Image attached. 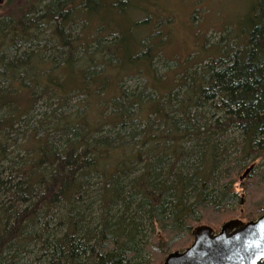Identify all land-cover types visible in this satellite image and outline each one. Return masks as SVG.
Masks as SVG:
<instances>
[{
    "label": "trees",
    "instance_id": "1",
    "mask_svg": "<svg viewBox=\"0 0 264 264\" xmlns=\"http://www.w3.org/2000/svg\"><path fill=\"white\" fill-rule=\"evenodd\" d=\"M130 1H4L0 264H161L198 222L217 232L264 212V199L242 209L238 191L254 203L249 180L264 185V0L172 76L156 75L160 43L137 29L150 14L121 16ZM43 97L49 110L35 114Z\"/></svg>",
    "mask_w": 264,
    "mask_h": 264
},
{
    "label": "rangeland",
    "instance_id": "2",
    "mask_svg": "<svg viewBox=\"0 0 264 264\" xmlns=\"http://www.w3.org/2000/svg\"><path fill=\"white\" fill-rule=\"evenodd\" d=\"M4 1L5 0H0V13L2 12ZM258 1L259 0H132L130 1L131 4H127L125 7L126 11L121 14V16H123L126 23H130L132 18L144 19L150 14V17L147 18V22L137 26V29L139 32L142 31L143 35L146 34L147 36L153 37V42L160 43L159 46L162 50L161 55L163 57H158L157 60L153 62L154 67L157 69L156 75L161 76L165 73L166 76H172L175 74L179 75V71L176 72V69H173L174 65L178 68L190 65L192 68L200 61L199 59L210 55L211 52H215V50H213V44L216 43L222 35L224 27H229L233 31L239 30L244 24L246 15ZM157 20V29L161 32L160 38L152 36V31L155 29L154 26ZM123 27L125 28L126 26L123 25ZM39 43L40 44L37 43V40L29 44L27 43L21 47V51L36 49L41 46L43 41ZM2 52L7 59L14 55V52L6 46L3 47ZM45 55H49V47L46 48ZM167 58H169V62L167 65H164L163 60ZM124 82L125 88L130 90L132 88H140L141 85L144 84V78H126ZM8 87L9 81L5 78L2 80L0 79V89L6 90ZM154 91L156 92L155 89L150 90L152 93ZM51 101L53 102L51 108L57 107V102L53 99H51ZM67 105L68 108H60L58 111L63 112L65 110V112H67L76 109V107L73 106L75 105V100H70ZM48 110L49 100L43 97L40 99L34 113L36 114L40 111L44 112ZM27 121L30 122V120ZM27 121L24 120L26 124ZM31 124L33 125V123ZM138 130L140 131V127H138ZM136 137L139 136L137 135ZM232 137H234V135H232ZM128 138L129 136L125 137L124 140H129ZM127 142L128 141H125V144ZM16 151L20 155H23L22 150L16 149ZM254 171L255 173L264 171V160L261 161L258 168L254 167ZM249 181L252 183V187H257L258 193L255 195V202L251 203L250 200L252 195L247 191L238 189L242 197L241 205L243 200H246L242 209L260 206L261 204L258 203L262 202L264 199V185L258 186L252 179ZM239 217L240 216L237 215L231 219L244 221ZM201 224L207 225L204 221L197 223V225ZM28 259L29 257H25L21 262L27 263Z\"/></svg>",
    "mask_w": 264,
    "mask_h": 264
},
{
    "label": "water",
    "instance_id": "3",
    "mask_svg": "<svg viewBox=\"0 0 264 264\" xmlns=\"http://www.w3.org/2000/svg\"><path fill=\"white\" fill-rule=\"evenodd\" d=\"M252 165L240 176L243 180ZM184 250L168 253L162 264H263L264 212L255 220L229 219L215 232L201 224L192 230Z\"/></svg>",
    "mask_w": 264,
    "mask_h": 264
},
{
    "label": "bare ground",
    "instance_id": "4",
    "mask_svg": "<svg viewBox=\"0 0 264 264\" xmlns=\"http://www.w3.org/2000/svg\"><path fill=\"white\" fill-rule=\"evenodd\" d=\"M73 77V76H72Z\"/></svg>",
    "mask_w": 264,
    "mask_h": 264
}]
</instances>
